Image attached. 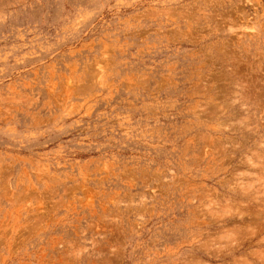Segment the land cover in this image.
I'll use <instances>...</instances> for the list:
<instances>
[{
	"label": "rangeland",
	"instance_id": "rangeland-1",
	"mask_svg": "<svg viewBox=\"0 0 264 264\" xmlns=\"http://www.w3.org/2000/svg\"><path fill=\"white\" fill-rule=\"evenodd\" d=\"M0 264H264V0H0Z\"/></svg>",
	"mask_w": 264,
	"mask_h": 264
}]
</instances>
